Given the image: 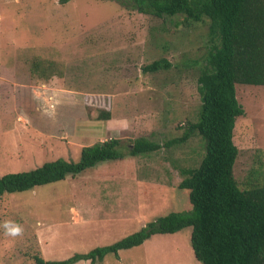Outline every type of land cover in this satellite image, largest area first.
Segmentation results:
<instances>
[{
  "label": "rangeland",
  "instance_id": "374dc122",
  "mask_svg": "<svg viewBox=\"0 0 264 264\" xmlns=\"http://www.w3.org/2000/svg\"><path fill=\"white\" fill-rule=\"evenodd\" d=\"M208 40L206 23L128 11L114 1L0 0V177L60 158L79 161L83 147L111 138L125 148L139 137L162 146L4 196L0 264H35L37 254L66 260L191 209L189 191L179 189L180 170L199 165L203 140L166 143L197 118ZM35 59L56 63L60 76L33 78ZM162 59L169 69L142 71ZM85 93L111 95L115 121L99 120L100 110L84 105ZM237 98L245 114L235 127L234 175L246 189L252 180L264 182V85L237 86ZM5 221L18 223L22 234L5 235ZM191 234L192 228L158 234L98 264H202Z\"/></svg>",
  "mask_w": 264,
  "mask_h": 264
},
{
  "label": "trees",
  "instance_id": "16d2710c",
  "mask_svg": "<svg viewBox=\"0 0 264 264\" xmlns=\"http://www.w3.org/2000/svg\"><path fill=\"white\" fill-rule=\"evenodd\" d=\"M69 1L60 0L62 4ZM102 1H114L125 10L159 18L181 15L188 23L208 26V52L198 77L200 110L195 121L187 120L181 136L166 143L183 145L194 135L203 140L205 152L199 165L180 170L183 178L179 189L189 191L191 209L160 216L112 245L76 253L66 260H45L37 254L35 264H76L82 260L98 264L108 254L119 258L121 250L185 228H192L193 252L202 264H264V182L252 180L248 188L241 189L234 175L239 156L235 127L237 119L245 114L237 98V86L264 85V0ZM170 67L162 59L142 71L154 73ZM58 75L54 62L35 59L31 64L33 78L47 82ZM98 118L108 121L112 113L100 110ZM161 148V144L145 137L137 138L129 148L119 138L85 146L79 161L60 158L31 171L0 177V202L8 194L80 175L100 162L148 156Z\"/></svg>",
  "mask_w": 264,
  "mask_h": 264
},
{
  "label": "built area",
  "instance_id": "2783aa9c",
  "mask_svg": "<svg viewBox=\"0 0 264 264\" xmlns=\"http://www.w3.org/2000/svg\"><path fill=\"white\" fill-rule=\"evenodd\" d=\"M84 105L97 110L112 111L113 99L111 95L101 93H85Z\"/></svg>",
  "mask_w": 264,
  "mask_h": 264
},
{
  "label": "clouds",
  "instance_id": "9594fccd",
  "mask_svg": "<svg viewBox=\"0 0 264 264\" xmlns=\"http://www.w3.org/2000/svg\"><path fill=\"white\" fill-rule=\"evenodd\" d=\"M4 234L11 237H16L22 234V227L14 221H5L2 225Z\"/></svg>",
  "mask_w": 264,
  "mask_h": 264
},
{
  "label": "crops",
  "instance_id": "0c3cea01",
  "mask_svg": "<svg viewBox=\"0 0 264 264\" xmlns=\"http://www.w3.org/2000/svg\"><path fill=\"white\" fill-rule=\"evenodd\" d=\"M66 92H68V91H66ZM115 120H114V118H112V119H110V120H108V122L109 123H113ZM90 262V261H89ZM79 263V262H78ZM77 264V263H76ZM91 264V263H90Z\"/></svg>",
  "mask_w": 264,
  "mask_h": 264
}]
</instances>
